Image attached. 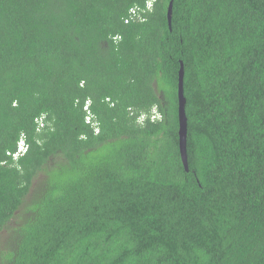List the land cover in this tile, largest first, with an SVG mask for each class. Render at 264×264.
I'll list each match as a JSON object with an SVG mask.
<instances>
[{
    "label": "trees",
    "instance_id": "16d2710c",
    "mask_svg": "<svg viewBox=\"0 0 264 264\" xmlns=\"http://www.w3.org/2000/svg\"><path fill=\"white\" fill-rule=\"evenodd\" d=\"M148 1L0 0V264H264V0Z\"/></svg>",
    "mask_w": 264,
    "mask_h": 264
},
{
    "label": "clouds",
    "instance_id": "9594fccd",
    "mask_svg": "<svg viewBox=\"0 0 264 264\" xmlns=\"http://www.w3.org/2000/svg\"><path fill=\"white\" fill-rule=\"evenodd\" d=\"M153 2H154V0H149L144 7L132 8L129 11L130 16H129V18H127L126 22H129L130 19L135 20L137 22L145 21L147 14L149 12H152L154 9L153 8ZM89 106H90V104H89V102H87L85 107H84L85 111H87L86 122L88 124H90L95 129L96 133H98L99 132L98 124H97L96 120L94 119L92 113L90 112ZM144 117H145V115H143L139 120L143 121ZM160 117H161L160 113H157V111L152 112V116H151L152 120L159 119ZM44 118H45L44 116H41L40 118H38L36 120V122L38 123V131L43 129L45 126ZM29 147L30 146H29V143L27 142V140L25 138V135H22L21 138L19 139L18 143H17L16 151L11 152L8 155H10L12 157L14 162H18L22 156H24L28 153Z\"/></svg>",
    "mask_w": 264,
    "mask_h": 264
},
{
    "label": "water",
    "instance_id": "95a60500",
    "mask_svg": "<svg viewBox=\"0 0 264 264\" xmlns=\"http://www.w3.org/2000/svg\"><path fill=\"white\" fill-rule=\"evenodd\" d=\"M173 13V3H170L168 9V20L171 22ZM179 136H180V152L181 158L186 171H189V161L187 153V133H188V119L186 115V98L184 96V67L181 66L179 72Z\"/></svg>",
    "mask_w": 264,
    "mask_h": 264
}]
</instances>
